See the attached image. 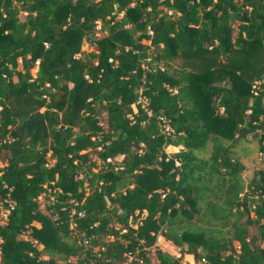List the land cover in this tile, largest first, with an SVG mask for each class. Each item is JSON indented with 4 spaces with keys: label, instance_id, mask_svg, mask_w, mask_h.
<instances>
[{
    "label": "trees",
    "instance_id": "trees-1",
    "mask_svg": "<svg viewBox=\"0 0 264 264\" xmlns=\"http://www.w3.org/2000/svg\"><path fill=\"white\" fill-rule=\"evenodd\" d=\"M0 161V264H264V0H0Z\"/></svg>",
    "mask_w": 264,
    "mask_h": 264
},
{
    "label": "built area",
    "instance_id": "built-area-1",
    "mask_svg": "<svg viewBox=\"0 0 264 264\" xmlns=\"http://www.w3.org/2000/svg\"><path fill=\"white\" fill-rule=\"evenodd\" d=\"M147 33L151 34L150 31H148ZM137 102L141 103L142 106L144 105V101L140 97L138 98ZM148 114H149V112H148ZM156 119L158 121L159 127H160L162 132L168 133V132L171 131V129H170L169 125H168V121L163 116L158 115L156 117ZM105 161H110V158H106ZM260 166H262V164H260ZM38 198H39V196H38ZM8 204H9V207L12 206V202H10L9 200H8ZM0 209H3V210H1L2 211L1 212L2 220H0V223L2 224L6 220V214L8 212V209L7 208H3L1 203H0ZM54 218H55V216L53 217V219ZM138 223H139V218H136V220L133 223H131L130 226L135 228ZM69 227L72 228L73 224L70 223ZM123 231H124V229H121V232H123ZM26 238H27L26 236H23V239H26ZM32 242H33V244H36L35 241H32ZM234 246L237 248V245H234ZM36 247L38 249H40L41 245L36 244ZM155 249L160 250V251L168 254L173 259H175L177 262H179V264H205L204 258L201 257V258H198V259H194V257L191 254H187L185 252H182L180 247L175 245L172 241L164 239L160 235V233L156 234L155 241L152 244V246L147 248V250L150 251V252H152ZM187 256L190 257V260L186 258ZM134 259L139 261V262L141 261L140 258L135 256L134 253L128 252V253L125 254V260L122 263H120V264H130L131 261H133ZM68 263L69 264H74L72 259H68L65 262H61V264H68ZM147 264H157V262L155 260H153L152 258H150L149 262Z\"/></svg>",
    "mask_w": 264,
    "mask_h": 264
},
{
    "label": "rangeland",
    "instance_id": "rangeland-1",
    "mask_svg": "<svg viewBox=\"0 0 264 264\" xmlns=\"http://www.w3.org/2000/svg\"><path fill=\"white\" fill-rule=\"evenodd\" d=\"M98 34L99 33H93L90 37L91 38H96L98 37ZM143 43L147 44V41L146 40H143L142 41ZM90 50H92V47H90L85 41L82 43L81 45V51L82 53H87L89 52ZM35 71V67L31 69V74H33ZM133 110H135L133 108ZM248 140H241L239 141L234 147H233V152L236 156H238L240 162L244 165V170L241 171V178H242V181L244 184H246L250 177L252 176L253 172L259 167V158H258V144L255 140H252L250 138H247ZM170 146L172 145H168L165 147V152L166 153H174L177 149H179L178 146H174V148L176 149H173L171 148ZM207 148H209V145L207 146ZM3 165V163L0 161V167ZM48 193H44L42 195L39 196L38 198V202H39V208L43 211V212H46L44 206L46 205L47 203V196ZM1 210L3 209H0V220H2V214H1ZM249 231L250 233L254 232V228L253 227H250L249 228ZM233 244L235 245L236 242L233 241ZM151 252L149 251L147 253V255L149 257H152L151 255ZM187 259L190 260V257L187 256L186 257Z\"/></svg>",
    "mask_w": 264,
    "mask_h": 264
},
{
    "label": "crops",
    "instance_id": "crops-1",
    "mask_svg": "<svg viewBox=\"0 0 264 264\" xmlns=\"http://www.w3.org/2000/svg\"><path fill=\"white\" fill-rule=\"evenodd\" d=\"M170 147L173 148V149H175L174 146H170ZM178 147L180 148V146H178ZM175 150H176V149H175ZM177 150H178V149H177ZM177 150H176V151H177ZM176 151H175V152H176Z\"/></svg>",
    "mask_w": 264,
    "mask_h": 264
}]
</instances>
